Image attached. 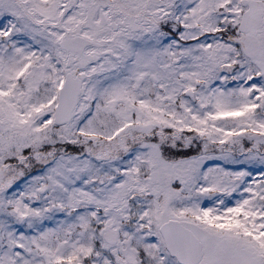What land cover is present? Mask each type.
Instances as JSON below:
<instances>
[{
  "label": "snow or ice",
  "instance_id": "snow-or-ice-1",
  "mask_svg": "<svg viewBox=\"0 0 264 264\" xmlns=\"http://www.w3.org/2000/svg\"><path fill=\"white\" fill-rule=\"evenodd\" d=\"M0 264H264V0H0Z\"/></svg>",
  "mask_w": 264,
  "mask_h": 264
}]
</instances>
